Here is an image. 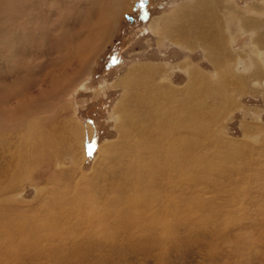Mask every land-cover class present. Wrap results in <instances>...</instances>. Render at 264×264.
Listing matches in <instances>:
<instances>
[{"label": "rangeland", "instance_id": "obj_1", "mask_svg": "<svg viewBox=\"0 0 264 264\" xmlns=\"http://www.w3.org/2000/svg\"><path fill=\"white\" fill-rule=\"evenodd\" d=\"M194 1L0 0V264H264V0H210V53L163 38ZM146 65L195 129L176 175L121 135Z\"/></svg>", "mask_w": 264, "mask_h": 264}, {"label": "bare ground", "instance_id": "obj_2", "mask_svg": "<svg viewBox=\"0 0 264 264\" xmlns=\"http://www.w3.org/2000/svg\"><path fill=\"white\" fill-rule=\"evenodd\" d=\"M194 2H196V1H194ZM214 3H215V1H214ZM180 8H178L176 10L179 13V15L180 14L183 15V14L190 12L189 15L191 14L192 22L197 25V30L196 31L193 30V32H192L190 28L187 31V29L184 30V28L180 27L176 30H171L170 32H167V33L162 32L163 38H169L172 42H175V44H180V45L183 44L185 47L194 48V45H192L188 42H190L194 36L203 35L204 40H205V44H203V45H206V47H204L203 45L202 46L205 48V52L210 53L212 51L214 52L215 50L218 52L220 50V48L218 47V44L221 42V40L218 42V41H216L217 39H215V38L218 35L220 36V34L218 32H214L217 24H219V23H217L218 13L214 9V7L212 6L210 0H198L195 5H193L192 7L189 8V10H187V9H181L180 10ZM202 11L204 12V14L202 13ZM100 14L107 21V23H113V19H115L117 16V13H115V16H114L112 14V12H109L105 9ZM103 27H105V26H103ZM107 27L110 28L109 26H107ZM185 44H187V45H185ZM189 44H190V46H189ZM212 48H213V50H211ZM88 62H89V58H81V60H80L81 68H83ZM188 66H190V65H188ZM144 67H145L144 69L147 70L145 72V75L147 74L146 76L147 77L149 76L148 79L151 82H154V84H155V90H154L155 93H153L154 95L152 96V98L150 100L151 103L148 104V102H147V103H144V105H142V106L140 104H136V103L134 104L131 102L132 99L136 97V96L130 95L131 92H127L124 95L125 99L123 98L124 100H122L120 103L122 117L118 114L119 120L121 121V125H119L121 135L124 137L123 142L125 140L126 141L129 140V142H130L129 143L130 148H128L126 150L127 152H152L151 151L152 149L154 150L155 154H159V152H166L165 156H168L171 159V161H170L171 162V164H170L171 170L173 169V171L175 172V175H176V173H179V171L182 167L181 163L184 160V158L182 156L185 154V152L182 151L183 150L182 145H185L186 149L190 148V146H194V144L191 143L192 139H189L187 141L185 140L187 138V136L183 137L184 140L182 139L181 142H178L177 138L180 136L177 137V135L179 133H181L183 130L184 131L186 130L187 132L190 131L193 134L195 129L191 128L189 130L188 120L186 119V121H185L184 119H181L180 113H179V111H180L179 106H177V107L175 106V109H172V107H171V103L177 101V99L179 97L177 90H180V89L179 88L178 89L173 88V86L163 83V82H165V80L167 78L164 77V75H165L164 73H163V75L161 74V72H160L161 68L159 65H156V66H151V65L147 66L146 65ZM160 75H162V77L158 81H156L157 77ZM142 76L143 75H141V77ZM193 76H194V72L191 71L190 83L192 82ZM128 77L123 79L122 83L127 82ZM141 91H142V89H141ZM143 99H145V98H143ZM160 99H162L163 101L168 99V100H172L173 102L168 103L165 101L163 105H157L158 104L157 101ZM129 100H131V101L129 102ZM154 102H157V103L153 104ZM176 108H177V110H176ZM169 111L174 112L175 115L177 114V117L170 119L169 114H168ZM188 111L189 112L187 114H189V113L193 114V111H194V116H196V110L193 109V111H192V108H190ZM127 116L129 117V119L124 120ZM145 119H147V120H145ZM184 123L187 126H184ZM76 127H77V130L79 132L80 128L77 125H76ZM138 127H140L141 129H137V131L139 130V131H141V133H143L142 138L137 137V135H136L137 133H134L133 129H136ZM153 130L155 131V133H157V137H153L151 140H149V137L151 136V135L149 136V133L152 132ZM131 133H134L135 135H133ZM164 139H166V143L165 144L163 143L162 145H160L159 144L160 142H165ZM178 140H179V138H178ZM158 159H159V161H160V159L164 160L162 153ZM166 159H168V158H166ZM158 167H159V165H158ZM159 169H160V167H159ZM154 174H156V173H154ZM129 176H130V174L127 175V177H129ZM143 206L144 205L142 204V207L139 208V209H141V212L143 210Z\"/></svg>", "mask_w": 264, "mask_h": 264}, {"label": "flooded vegetation", "instance_id": "obj_3", "mask_svg": "<svg viewBox=\"0 0 264 264\" xmlns=\"http://www.w3.org/2000/svg\"><path fill=\"white\" fill-rule=\"evenodd\" d=\"M128 18H129V19H131V16H130V15H128Z\"/></svg>", "mask_w": 264, "mask_h": 264}]
</instances>
